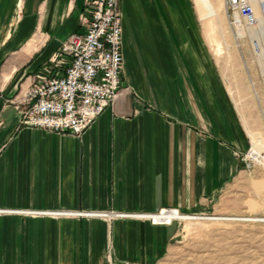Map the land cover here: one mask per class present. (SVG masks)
I'll return each instance as SVG.
<instances>
[{"label": "crops", "instance_id": "0c3cea01", "mask_svg": "<svg viewBox=\"0 0 264 264\" xmlns=\"http://www.w3.org/2000/svg\"><path fill=\"white\" fill-rule=\"evenodd\" d=\"M84 5L0 0V208L147 214L207 205L239 171L248 141L181 0H120L123 83L80 135L20 122L17 93L83 31ZM177 229L136 217L0 212V264H156Z\"/></svg>", "mask_w": 264, "mask_h": 264}, {"label": "rangeland", "instance_id": "374dc122", "mask_svg": "<svg viewBox=\"0 0 264 264\" xmlns=\"http://www.w3.org/2000/svg\"><path fill=\"white\" fill-rule=\"evenodd\" d=\"M181 1L209 66L235 105L248 146L239 155L240 167L233 180L207 205L180 210L191 215L231 218L158 223L176 221L178 229L156 264H264V56L254 53L246 29L236 32L229 26L224 0H195L194 9L192 0ZM115 217L124 216L103 218ZM136 218L156 223L146 217Z\"/></svg>", "mask_w": 264, "mask_h": 264}, {"label": "built area", "instance_id": "2783aa9c", "mask_svg": "<svg viewBox=\"0 0 264 264\" xmlns=\"http://www.w3.org/2000/svg\"><path fill=\"white\" fill-rule=\"evenodd\" d=\"M224 1L227 20L236 30L239 24H259L256 2L262 7L264 21V0ZM80 18L83 31L70 33L61 41L58 48L39 64L27 87L17 93L15 103L21 111V123L78 136L116 98L123 83L124 67L120 0H85ZM254 46L258 48L256 38ZM11 210L53 216L109 217L127 213L76 209ZM135 212L139 211L132 213ZM178 212L183 213L174 207H163L147 213L146 218L156 223L170 222L178 219Z\"/></svg>", "mask_w": 264, "mask_h": 264}, {"label": "bare ground", "instance_id": "6f19581e", "mask_svg": "<svg viewBox=\"0 0 264 264\" xmlns=\"http://www.w3.org/2000/svg\"><path fill=\"white\" fill-rule=\"evenodd\" d=\"M255 12H256L259 24H255L254 26H247V25L245 26L244 24H239V25H237V30L235 28H233L229 24V22H228V24L236 32L237 31L240 32L243 29H246L248 32V35H249V39L251 41V48L253 49L254 53H256L258 56H264V21L262 20L263 18L261 17L262 16V7L258 5V2L255 3ZM255 38L258 41V48L257 49L254 46V39ZM47 210L53 211L50 209H47ZM7 211L14 212L11 209L0 210V212H7ZM17 212H19V211H17ZM20 213H28V212L22 210V211H20ZM51 213H54V212H48L47 214H51ZM195 215L178 212V214L176 216L178 219H187V220L188 219H194V218H217V220H218V218H231V217H226V216H208V215L207 216H201V215L195 216ZM119 216L148 217L147 214H136V213H134V214H123V215H119Z\"/></svg>", "mask_w": 264, "mask_h": 264}]
</instances>
